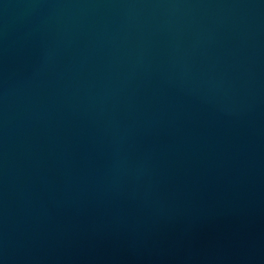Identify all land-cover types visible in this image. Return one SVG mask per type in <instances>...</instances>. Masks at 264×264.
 Returning a JSON list of instances; mask_svg holds the SVG:
<instances>
[{"label": "water", "instance_id": "1", "mask_svg": "<svg viewBox=\"0 0 264 264\" xmlns=\"http://www.w3.org/2000/svg\"><path fill=\"white\" fill-rule=\"evenodd\" d=\"M0 264H264V0H0Z\"/></svg>", "mask_w": 264, "mask_h": 264}]
</instances>
